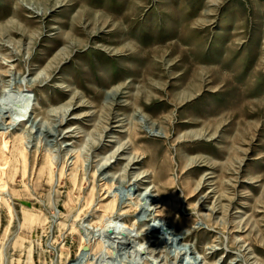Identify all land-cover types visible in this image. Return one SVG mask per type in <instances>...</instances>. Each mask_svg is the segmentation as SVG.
Listing matches in <instances>:
<instances>
[{
    "label": "rangeland",
    "instance_id": "rangeland-1",
    "mask_svg": "<svg viewBox=\"0 0 264 264\" xmlns=\"http://www.w3.org/2000/svg\"><path fill=\"white\" fill-rule=\"evenodd\" d=\"M10 70L29 89L6 94L13 118L59 132L10 134L0 264H76L88 247L114 250L92 264H264V0H0L1 88ZM138 177L166 202L135 232H166L118 254L94 230L147 216L125 199Z\"/></svg>",
    "mask_w": 264,
    "mask_h": 264
},
{
    "label": "bare ground",
    "instance_id": "bare-ground-1",
    "mask_svg": "<svg viewBox=\"0 0 264 264\" xmlns=\"http://www.w3.org/2000/svg\"><path fill=\"white\" fill-rule=\"evenodd\" d=\"M17 49V48H16ZM4 58V57H3ZM2 69V68H1ZM2 73V72H1ZM5 73V72H4ZM7 75V74H6ZM8 75H9V77H10V79H9V81H8V83H6L5 85L3 84V88H1V86H0V147H3V149H4V152L8 155V157L7 158H5V159H2V160H0V163H2L3 164V169L2 170H4V172H3V178H1L0 179V181H2V182H0V185H2L4 182H6L5 181V179L7 178V177H9V179H10V176H7V177H5V174H7L6 172H7V169L9 168V167H11L12 166V156H11V154L13 153V151H14V149H15V147L13 148V143H14V139H16V138H10V134H11V132H12V130H14V128L17 126V124H21L24 120H26V121H28V123L29 122H31L32 123V126H33V128H31V132H35V133H38V135H43L44 133L43 132H50V133H55V131L54 132H52V131H49V129H46L45 127H40L39 128V126H38V120H34V118H33V116H32V113H29V117L28 118H26L27 117V113H28V109L26 108V110H24V112L20 115V117L19 118H13V115H12V112H13V110H14V106H12V102H13V104H14V101H12V100H9V102L10 101H12L11 103H9L8 102V100H7V98H6V94L8 93V92H11V91H14L15 89H18L19 91H20V95L19 96H22L21 94L22 93H24L25 91H28L29 89H26V88H23V87H20L21 85L20 84H22V81H21V79L19 78H17V76L15 75V72L13 71V70H10V73L8 72ZM42 79V78H41ZM0 80H2L1 79V75H0ZM28 82V81H27ZM27 82H26V85H27ZM20 85V86H19ZM19 86V88H17ZM12 93V92H11ZM25 95L27 96V94L25 93ZM11 96V95H10ZM18 96V97H19ZM14 98V97H13ZM17 98V97H16ZM22 98V97H21ZM21 98H19L20 100H23V99H21ZM15 99V98H14ZM17 100V99H16ZM17 102V101H16ZM21 102V101H20ZM22 103V102H21ZM20 103V104H21ZM14 107V108H13ZM34 110V109H33ZM32 111V110H31ZM22 116V117H21ZM50 118V117H49ZM31 123H30V125H31ZM58 124V123H57ZM31 126V127H32ZM56 127V126H55ZM54 129V128H53ZM57 132H59V131H57ZM56 132V133H57ZM29 133V132H28ZM55 133V134H56ZM47 134V133H46ZM51 134V135H52ZM15 135V134H14ZM45 135V134H44ZM50 135V134H49ZM59 135V134H58ZM24 136V135H23ZM48 136V135H47ZM64 137H65V135H63ZM13 137H15V136H13ZM40 137V136H39ZM54 137V136H53ZM58 137V136H57ZM56 137V138H57ZM24 139V138H23ZM17 140V139H16ZM23 141V140H22ZM42 142V141H41ZM17 143H19V142H17ZM25 144V143H24ZM55 144V143H54ZM68 144H70V143H67L66 145H68ZM18 145V144H17ZM15 146V145H14ZM16 147H18V146H16ZM21 147V146H20ZM46 147V146H45ZM23 148V147H22ZM21 148V149H22ZM52 149V148H51ZM17 150V149H16ZM18 150H19V148H18ZM58 150V149H57ZM56 150V151H57ZM120 150V149H119ZM119 150H117V152H119ZM125 150V149H124ZM21 151V150H20ZM20 151H18L19 152V155H20ZM45 151V150H44ZM17 152V151H16ZM50 153V152H49ZM13 154H15V153H13ZM18 154V153H17ZM22 154V153H21ZM16 155V154H15ZM26 156V155H25ZM46 156V155H45ZM33 157V156H32ZM43 158V157H42ZM46 158V157H45ZM113 158H116V159H118V155L116 154V153H113L111 156H109V157H106V160L101 164V166H100V169L101 170H105V169H108V167H110L111 165H112V162H111V160L113 159ZM15 158H14V156H13V160H14ZM17 159V158H16ZM47 159V158H46ZM22 160V159H21ZM35 160H36V158H35ZM20 161V160H19ZM131 161V160H130ZM134 161V160H133ZM137 161V160H136ZM14 162H16V161H14ZM132 162V161H131ZM18 163V162H17ZM134 163V162H133ZM21 164H22V162H21ZM130 164V163H129ZM132 164V163H131ZM14 165V164H13ZM19 165V164H18ZM31 165V164H30ZM24 166V165H23ZM33 166V165H32ZM41 166V165H40ZM135 167V166H134ZM16 168V167H15ZM17 168H19V167H17ZM12 170V169H11ZM18 170V169H17ZM35 170V169H34ZM10 171V170H9ZM12 171H14V169L12 170ZM22 172H24V171H22ZM45 172V171H44ZM106 173V172H105ZM9 174H10V172H9ZM140 174H141V172H140ZM156 174H158V173H156ZM16 175V174H15ZM161 175V174H160ZM163 175V174H162ZM127 176V175H126ZM12 177H13V173H12ZM114 175H110L109 173H107V174H104L103 175V179L105 180V184L108 182V181H110L111 179H114ZM144 177V176H143ZM163 177H165L164 175H163ZM123 178H124V176H123ZM136 178V177H135ZM155 178V177H154ZM149 179H150V177H149ZM11 180V179H10ZM141 180H143L142 179V177L140 178V177H138L137 179H135L132 183H130V185H131V188H129L130 189V191H131V195H127L128 197L127 198H125V199H127L128 200V198H130L128 201L129 202H137V204L139 203V205H130V207L128 206V204H126V206H128L129 207V211H131V214L133 215H136L137 213H146L147 214V216L146 217H144V218H140L141 220H139V221H134L135 223L133 224L132 223V225L131 224H124L122 227L121 226H119V227H116L115 228V231H109L108 229H107V226L108 225H105V223H99L100 224V227H99V230H97L96 229V227H95V225H94V227H95V230H94V235L91 233L90 234V232L88 233V234H90V235H93V240L96 242V240L97 241H99V244H101L102 245V243L100 242V240L102 239V237H100V235H106V236H108V237H110V238H112V242H111V244L114 246V248H115V251H116V253H120L121 251L123 252L124 250H127V249H132V248H134V250L137 252V253H139V254H141L142 256H143V254H146L147 252H148V250H147V247H144L143 245V247L140 245V246H136L135 245V240H138V239H141V237L142 236H144V235H149V233L150 232H154V231H157V230H162L161 228L163 227V226H160L159 224L157 225H153L154 227H152L151 229L152 230H150L149 229V231H145L144 230V232L142 233L143 235H140V233L139 232H135L136 231V227L137 226H139V225H141L140 223L142 222H149L150 220H152V221H155L156 220V218H158V217H160V216H165V209H163V207L165 206V203L164 202H166L165 201V198H164V195H163V198L161 197V198H157V194L156 195H153L152 193H151V191H147V190H145L144 188H142L141 187V185H140V181ZM156 180V179H155ZM44 181V180H43ZM23 182V181H22ZM31 182V181H30ZM116 182V181H115ZM131 182V181H130ZM63 183V182H62ZM129 183V182H128ZM163 183V182H162ZM156 184V183H155ZM158 184V183H157ZM58 186V185H57ZM158 186V185H157ZM3 189L2 190H0L1 192H3V191H6L7 189V185H3ZM9 187V186H8ZM23 187V186H22ZM128 188V187H127ZM9 189V188H8ZM120 189H122V188H120ZM141 189H142V191H141ZM140 190V191H139ZM8 191V190H7ZM11 191V190H10ZM164 191V190H163ZM125 192V191H124ZM5 193V192H4ZM10 193V192H9ZM125 193H127V192H125ZM128 194V193H127ZM161 194V193H160ZM118 195V194H117ZM0 196H1V194H0ZM4 196V195H3ZM123 196H124V193H123ZM125 196H126V194H125ZM124 196V197H125ZM169 196V195H168ZM6 197V196H5ZM124 197H123V199H124ZM33 198H34V196H33ZM39 198V197H38ZM109 198V197H108ZM117 198H118V196H117ZM4 199V198H3ZM3 199H2V201H3ZM170 199V198H169ZM103 200H105V199H103ZM117 200V199H116ZM53 201V200H52ZM121 201H122V199H121ZM126 201V200H125ZM125 201H123V202H125ZM170 201V200H169ZM4 203H5V200L3 201ZM51 202V201H50ZM113 202H115V201H112L110 204V207L112 208L113 207V205L115 204H113L112 205V203ZM151 204H153V206H151ZM6 205V204H5ZM109 205V204H108ZM117 205V204H116ZM122 205H124V204H122ZM102 206V205H101ZM125 206V207H126ZM6 207H7V205H6ZM108 207V206H107ZM115 207V206H114ZM167 207H169V206H167ZM102 208H103V206H102ZM106 207H105V205H104V209H105ZM121 208V207H120ZM8 209V208H7ZM166 209H169V208H166ZM9 210V209H8ZM26 210H28V209H26ZM109 210H113V209H110L109 208ZM124 210V209H123ZM102 211H104V210H102ZM128 211V210H127ZM166 211H168V210H166ZM29 212V211H28ZM67 212V211H66ZM82 213V212H81ZM51 214V213H50ZM57 214V213H56ZM128 214V213H127ZM96 215V214H95ZM103 215V214H102ZM123 215L124 214H122V215H119V216H112V218H116V219H121V220H123ZM39 216V215H38ZM87 216V215H86ZM142 216V215H141ZM75 217V216H74ZM128 217V216H127ZM172 217V216H171ZM42 219H44V218H42ZM166 219V218H165ZM173 219V218H172ZM8 220V219H7ZM18 220V219H17ZM161 220H163V219H161ZM99 221V220H98ZM164 221V220H163ZM72 223V222H71ZM161 223V222H160ZM92 224V223H91ZM97 224V223H96ZM98 224V225H99ZM165 224H166V221H165ZM44 225H45V223H44ZM162 225V224H161ZM180 225V224H179ZM21 226V225H20ZM70 226V225H69ZM92 226V225H91ZM116 226H118V224L116 225ZM93 227V226H92ZM93 227V228H94ZM7 228V227H6ZM71 228V227H70ZM82 228H84V227H82ZM164 228V227H163ZM167 228V227H166ZM139 229V228H138ZM140 229H142V228H140ZM179 229V228H178ZM6 230V229H5ZM93 230V229H92ZM163 230H165V229H163ZM162 230V231H163ZM168 230H169V227H168ZM176 230V229H175ZM244 230V229H243ZM100 233H99V232ZM165 232H166V230H165ZM171 232V231H170ZM163 233H164V231H163ZM196 233V232H195ZM6 234V233H5ZM169 234V233H168ZM89 235V236H90ZM174 235V234H173ZM177 235H179V234H177ZM185 235L186 234H184V233H181L179 236H176L177 238L179 237V238H183V237H185ZM4 236V235H3ZM5 237V236H4ZM70 237V236H69ZM134 237V238H133ZM171 237H175V236H171ZM100 238V239H99ZM105 238V237H104ZM103 238V239H104ZM133 238V239H132ZM90 239V238H89ZM91 239H92V237H91ZM90 239V240H91ZM175 239V238H174ZM107 240V239H106ZM157 240V239H156ZM146 241V240H145ZM87 242H89V240H87ZM108 242V241H107ZM107 242H105V243H107ZM115 242V243H114ZM161 242V241H160ZM147 243H148V249H149V252H150V250L151 251H153L154 253H155V251L156 250H154V248H151V245H153V243H154V241H147ZM157 243V242H156ZM159 243V242H158ZM163 243V242H162ZM95 244H97V243H95ZM98 244V245H99ZM109 244H110V242H109ZM142 244V243H141ZM172 244H175V243H173V241H169V242H165V246L167 247V245H169V247H171L172 246ZM177 244V243H176ZM105 245V244H104ZM158 245V244H157ZM84 246V245H83ZM82 246V247H83ZM94 246V245H93ZM96 246V245H95ZM160 246H163V244H161ZM179 246V245H178ZM97 247V246H96ZM101 247V246H100ZM99 247V248H100ZM109 247V246H108ZM176 247V246H175ZM98 248V247H97ZM103 248V247H102ZM112 248V247H111ZM113 248V249H114ZM181 248V247H180ZM183 248V247H182ZM185 248V247H184ZM94 249H96L95 247H94ZM94 249H93V247H88V249L87 248H84L83 250H82V252L80 253V251H79V255H77L78 257L75 259L76 261H78V263H76V264H92V263H95V262H97V261H99V260H101V261H104L105 262V258H112V257H114L115 255L113 254V251L114 250H112V249H110V248H107V247H105V249L100 253V250H99V254L97 253V251H94ZM101 249V248H100ZM169 249V248H168ZM186 249V248H185ZM188 249V248H187ZM191 249V248H190ZM97 250V249H96ZM102 250V249H101ZM158 250V249H157ZM164 250V249H163ZM172 250V249H171ZM178 250V249H177ZM182 250H184V249H182ZM129 251V250H128ZM158 251H160V250H158ZM167 251V250H166ZM169 251V250H168ZM180 251V250H179ZM193 251V250H192ZM96 252V253H95ZM152 252V253H153ZM175 252V251H174ZM181 252V251H180ZM185 252V251H184ZM193 252H195V249H194V251ZM218 252V251H217ZM132 253V252H131ZM157 253H159V252H156V254ZM178 253V252H177ZM186 253V252H185ZM189 253V252H188ZM176 254V253H175ZM117 255V254H116ZM163 254H162V252H161V256H162ZM168 255V254H167ZM178 255V254H177ZM180 255V254H179ZM179 255H178V257H179ZM146 256V255H145ZM144 256V257H145ZM182 256H184V255H182ZM188 256V255H187ZM103 257V258H102ZM147 257V256H146ZM164 257V256H163ZM128 258V257H127ZM142 258V257H141ZM154 258V257H153ZM162 258V257H161ZM184 258H185V256H184ZM114 259V258H113ZM120 259V258H119ZM146 259H148V258H146ZM155 259V258H154ZM159 259V258H158ZM168 259V258H167ZM174 259H175V257H174ZM182 259V258H181ZM181 259H179L178 258V260H181ZM139 260V259H138ZM107 261V260H106ZM110 261H112V260H110ZM121 261V260H120ZM129 261V260H128ZM133 261V260H132ZM145 261V260H144ZM154 261V260H153ZM163 261H164V259H163ZM169 261V260H168ZM175 261H177V258L175 259ZM201 261L202 260H200V259H198V257L196 258V257H191V258H189L188 257V259H187V257H186V260L183 262L182 261V263L181 264H201ZM100 262V261H99ZM119 262V261H118ZM130 262V261H129ZM203 262V261H202ZM75 263V262H74ZM101 263V262H100ZM117 263V262H116ZM120 263V262H119ZM119 263H117V264H119ZM132 263V262H131ZM134 263V262H133ZM141 263V262H140ZM139 263V264H140ZM146 263V262H145ZM176 263V262H175ZM121 264H122V262H121ZM154 264V263H153ZM159 264V263H158ZM163 264V263H162Z\"/></svg>",
    "mask_w": 264,
    "mask_h": 264
}]
</instances>
